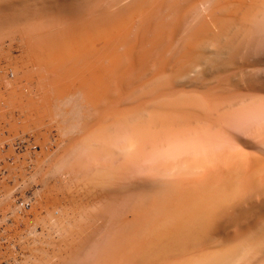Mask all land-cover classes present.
<instances>
[{
    "label": "rangeland",
    "instance_id": "obj_1",
    "mask_svg": "<svg viewBox=\"0 0 264 264\" xmlns=\"http://www.w3.org/2000/svg\"><path fill=\"white\" fill-rule=\"evenodd\" d=\"M108 1L110 0H0V106L2 105L0 107V264L178 263L179 254L176 253H180V250L176 246L174 247L175 249L170 248L171 246L168 243V239H171L174 243V237L177 232L175 228L171 229V224L175 226V224L179 223L180 226V218L174 216V212L179 205L180 196L183 195L185 197H188V195L193 192L191 183L201 185L202 183L206 182L205 180L208 179H221L224 173H226V169H232L233 165L236 166L238 164L237 163L235 165V161H243L247 158L246 160L249 163L248 158L250 157L252 159L250 160L251 162L254 161L253 159L255 158L256 160L259 159L260 161L264 160V2L262 3V1L264 0H259V4L255 3L256 5L258 4V7L256 5V9L252 7L254 11L252 10V8H249L251 10L247 9L246 11H243L242 9V12L239 10L241 8L238 7L237 3V9L234 8V6H232L231 4H227V6L229 5L233 7H226L228 8L227 10H229V12L226 13L227 16L232 17V19L233 17H235L236 19H233L235 22L239 20L238 22H236V26H234V21V23L232 24L237 28L238 23V30L241 28L240 31L235 34V37L237 39L231 38L233 39V43H231V45L234 46H231V48L233 47L234 49L237 47L236 51L235 49L234 52L233 49L231 51L234 54L233 55L231 53V57L234 60L231 59L230 56H228L230 59L227 58L225 61L223 59L222 61L220 60L219 65L221 64L222 66L217 65L214 68L209 69L210 71L208 70L209 72L207 73L205 71L204 74L201 73L200 76L198 75V77L194 76V79L190 81L191 83L184 81H178V83L175 80L171 79V77H166L167 81L164 80L163 83H165L161 84L163 86L156 83L158 84V86L155 85L154 88L155 82L152 83L153 85L148 82V84H150L148 88H150L151 86L153 87L151 88L152 90L150 96L152 94L154 95L151 96V98H149L150 96L148 94L150 91H147L148 96H146L145 92L143 93V90L139 91L137 89L138 87H135L139 93L135 96L138 98H144L145 100L141 101V99L137 98L138 101L136 99V103L142 105L144 104L142 102L146 103L149 100L151 101L150 103L152 104L150 105L152 106H148L147 102L146 108L151 109L154 106L155 108L151 109L153 110L152 115L157 113L155 115V118H152L153 120L150 119V121L154 122L149 123V121L145 120L146 118L144 119L145 124L147 123L146 125L148 126V129H145L146 133H142L143 135L139 136V134L136 133V130H134L135 133H133L132 130L128 132L127 127L123 128L125 127L122 126L123 124H125V122L121 120L123 117L120 118V124L123 122L124 123L119 125L116 123V121H114V123H116L117 125L114 126V123L112 121H109L112 119H110L107 115L105 116L108 118L103 117V114H98L99 116L102 115V117L106 119L102 120V118H100L102 121L100 120L101 122H99V120H97L99 118L96 119V117L94 116L97 121L95 122L94 119H92L93 121H90L91 124L92 122H95L96 124L95 125L93 123L94 125H91L94 126L93 129H90L89 127L90 123L88 122V120L90 119L87 120V123L86 121H83V118L80 120V122L76 121L81 118V115H78V118H76V115V120L75 118L72 119L76 122V126L77 124H80L79 128L76 127L72 121V123L70 122L71 125L68 122L67 127H63V123L60 122V127V124L57 121L56 122L58 124L54 122L55 120L53 118V114L52 119L49 118L51 117L50 115L52 112L50 113L49 110L48 113V109H46V107L42 104L43 102L40 96L41 93L39 92L42 91V89H40V85L43 83H41L40 81H45V78L48 79L51 76L49 74L50 72H48V70L50 71L51 69L45 67L47 69L46 71L44 65L42 67V65L40 64L41 66L39 67H41L43 71L41 69L38 70V63H35L36 59L33 61V56H31L32 52H34L35 48H37V50L40 49H38V43L43 40L42 35L46 36L47 40H44L48 42L52 37H60L61 28L65 29H63L64 31L62 30V33L66 31L65 33L69 34V38H77L75 42L72 40L73 38H71V44L72 42H78V40L81 39L80 33H82L80 32L79 27H82V24H84L86 21L89 22V20L90 23H85L86 25H83L84 28H86V26H88L89 24H92V20L95 19V17H91L92 15H97L96 17L101 16V18L102 16H104L103 18H105L106 13H109L107 12L109 9L108 5H110L112 2L110 1L109 3ZM115 1L116 0H113L112 3H115ZM134 1L135 0H133V2L131 1V4L135 3ZM159 1L160 0H157V3L156 0H154V2H156L158 5ZM168 1L170 2L171 0ZM179 1L181 3V0ZM184 1L185 0H182V4L178 5V8L177 4L179 3L175 4L174 6L176 7V9H178V11L179 9H181L182 11L183 9L181 13L182 16L184 13L185 15H188L189 13L190 16L192 12L198 10L197 9L193 11L191 9L192 12L190 10V8L192 7L195 9V7L198 5V3L195 4V2L199 1V4H201L200 0H193L191 2L190 0H187L190 4L192 3V7L189 6V9H185L183 8L186 6V4H183ZM210 1L211 3L213 1L218 2L217 0H205L202 2H206L209 5ZM236 1L234 0V2ZM246 1H250L249 3H247L250 4L253 1L256 2L257 0ZM231 2H233V0H231ZM138 3H141L146 8H148L147 4L146 6L141 1ZM156 3L152 2L149 6L155 4V7H158ZM173 3L174 2H170L168 6H171V4ZM165 4H167V2ZM112 5L115 6V4ZM138 5L136 4V8ZM142 5L137 9L141 11ZM182 5L184 6L182 7ZM202 5V8L198 5V8L199 10L201 9V12H203L202 9L204 10V6ZM233 5H235V3ZM163 6L164 5H162L161 8ZM247 6L250 7L251 5ZM247 6L246 8H248ZM252 6H254V4ZM133 7H135V4L133 6L129 5V8L132 9ZM155 7L153 6L154 9H152L151 7L149 8L154 11H156V9L157 11L159 10V13L157 11L156 13L160 16L162 13L166 12L165 8H168L164 6L165 8L163 9L165 12H163L162 9ZM174 7L171 8L172 12L174 11L173 13L171 12L173 15L175 14V11L177 12L176 9L174 10ZM260 7L262 8L260 9ZM110 8L111 9L109 10L112 11L113 8ZM146 8H144V10ZM186 8H188V6H186ZM184 9L190 11H186V13L184 12ZM230 9L231 11L233 9L234 12L232 11V14L234 16L231 14ZM248 10L250 14L249 12H247ZM113 11H115V9ZM132 11L133 13L139 12L134 11L133 9ZM170 11L167 12L170 13ZM201 12H195L196 14L194 13L195 16H193L198 17ZM114 13L115 12L111 14L114 15ZM169 13L167 14V16L165 15L166 20L169 19L168 15L170 16V18H172L173 16ZM237 13L240 14L238 15ZM137 14L138 13H136V15ZM176 14L178 15L179 13ZM177 15L174 18L178 24L180 23L181 19L187 16L186 15L185 17L181 18L180 14L178 16ZM242 15L243 17H237ZM251 15L253 16V18ZM191 16L189 17L190 19ZM143 17L146 16L143 15ZM17 18H21L22 21L20 20L19 22ZM161 18H163L162 22L166 21H164V17L161 16ZM208 18L209 15H207L205 20ZM193 19L194 18L192 17L191 20ZM149 20L146 19L147 22H144L147 24L149 23ZM186 20H188L187 17ZM191 20L190 22H187L188 24L185 23L186 21L184 22L185 24H187V27L195 19L192 22ZM168 21H170V24L172 23V20ZM168 21H166L168 24L165 22L167 26L169 25ZM109 22H111V24H114L112 20H110ZM109 22L107 25L110 24ZM67 23H69L67 27H62L66 26ZM184 23L180 24L182 27L177 25L176 23L175 26H179V28L181 27L182 29L180 28L179 30L182 31L186 27L185 25L183 28ZM245 23H247V26L245 25ZM173 24L174 21L170 25V27ZM167 26L164 29H167L169 32L171 31V34L172 31L173 33L178 31L177 28L176 31H174L173 28L172 30H170L168 29L170 27L167 28ZM244 26H246V28ZM108 27H110V25ZM234 27L231 29L227 28L226 31L231 32L232 29H235L233 30L235 32L236 28ZM84 28L82 27L81 31H83ZM230 32L229 34L231 35ZM66 34L64 35V40L62 38L63 34L60 37L62 38L61 41L63 40L62 43L65 42L63 46L66 45V42H68L69 40V38H67L68 40H66ZM171 34L169 33L170 37L172 36ZM232 34L234 35L233 32ZM237 35H239V37H237ZM230 37L229 42L231 40ZM181 39L185 38L181 37ZM44 40L40 43L42 44V47L41 45H39L41 49L47 44L46 42L44 44ZM33 42H36L38 45H34L35 47L32 48L33 51L31 52L29 48L33 46ZM60 44L61 42L57 45ZM45 47H47V45ZM27 51H29L30 53L27 54ZM69 56L71 57L72 54H69ZM29 59H32L31 61L34 63L30 62ZM70 60H72L73 62V58ZM72 62L69 61V63L73 64ZM230 63L232 68L231 66H229ZM71 64L69 65L71 66ZM227 64L230 68L227 66ZM29 65L31 67H29ZM14 66H17L18 68H12ZM26 66H28L30 69ZM227 67L228 71L226 70ZM21 68H24V70L21 71ZM4 69L7 71H5ZM18 70L21 75H19ZM37 71L38 73H36ZM23 74L25 75V78L23 77ZM41 77H43V79H41ZM71 78L72 76L69 80H71ZM146 79L150 80L149 77ZM168 79L171 80L169 81ZM199 79L201 80L199 81ZM137 82H139L138 85H143V83H145H140V80ZM137 82L131 87L134 88V86H137ZM159 83L162 82L160 81ZM171 83L173 84L172 87ZM37 86L39 88H37ZM131 87L129 88L132 89ZM135 88L132 89L133 91L129 89L130 91H132L131 94H133L134 92L136 93L137 90ZM24 91L27 94H24ZM169 91L172 92L170 93ZM16 92L18 93V95H25H23V102L20 101L22 99L14 103L13 101H11L16 99L18 100L19 97L22 98V96L20 95L17 98L12 97L17 96ZM167 92L172 96L169 94L171 96L170 97L168 94H166ZM11 94L13 95L11 96ZM140 94L148 98L146 99ZM135 96L132 95V97L136 98ZM9 97H11L12 99ZM132 97L130 101L133 99ZM152 97H155L156 101L157 99L167 100H163L162 102H160L161 104L158 101L159 104L156 103L155 105V100H152ZM174 97H178L177 101H180L178 103H175L177 101H175ZM181 97L183 98L181 99ZM8 98L11 99L10 102L9 100H7ZM29 98L31 100H29ZM32 99L35 101H33ZM80 100L82 101V99ZM81 101L76 100V102H80L76 103L74 100H72L70 104L68 103V105L70 107L74 106L72 105V102H75L76 105L78 104L77 106H79L80 104L81 106L78 107L79 110L85 104L87 106L89 105L88 101L87 103H85L86 101L84 100V105L82 104L83 102L81 103ZM164 101L167 104H164ZM11 102L12 105L16 104V107L17 104L18 107L19 105H21L19 107V110L18 107L15 109L14 105L13 108L12 105H10ZM34 103H37L35 105L39 106L38 109L36 108ZM134 103L132 101V105L131 102L124 105L121 103L120 104L123 105L121 106V108L127 107L128 111H133V114L131 115L134 116L135 114H140L141 116L144 110L143 112L139 111V106L136 113L134 107H136L137 105L136 103ZM52 104L55 106L54 102ZM86 105L84 107L87 108ZM157 105L159 106L157 107ZM89 106L91 107H88V111L92 108L91 104ZM130 106H133V108H130ZM142 106L141 110L144 108ZM22 107L24 112H20V109H22ZM33 107L35 108V110ZM29 108H33L32 110L34 111H30L31 113L29 114H27L26 112L25 114V110H31ZM43 108H45L46 111H44L45 109ZM74 109H76L75 106ZM156 109L157 112L155 113L154 110ZM151 110L148 111L152 112ZM51 111H53V108ZM91 111L92 110L88 112V116L94 115L93 111ZM33 113L37 115H34ZM103 113L106 112L104 111ZM46 114L49 117H47ZM31 115L33 116L32 118L37 116L36 118H40V120L37 119V121H33L36 118L32 120V118H29ZM128 115L131 116L130 114ZM45 117H47V119ZM42 118L45 121L42 120ZM137 118L138 117H136V119ZM184 118L188 122L185 121ZM50 119L53 121H50ZM136 119L134 120L136 129L138 130V128H142L139 129V131H144L143 126L145 124H143L142 122L143 118H139L140 120H142L141 123L137 121L139 119ZM4 120L7 122H5ZM106 120L108 124L107 122H105ZM81 121H83V123ZM181 123H185V125L188 124V126H185L187 127V130H189L190 127L192 128H190V132L184 129V133L187 132L186 135L182 133L179 135V137H177L180 130L179 128L183 126V124ZM83 124H88V128H86L88 129V131L90 129V133H87V131L84 129L85 127H81ZM98 124L100 126H98ZM64 126H66V124H64ZM103 126L104 128L110 127V129H112L113 131L109 129L111 132L109 130L107 132L106 130L108 128L102 129ZM120 126L122 127L120 128ZM64 128H66L67 131L69 129V132L66 133L65 131H62L64 132L62 134L60 130H65ZM209 128L210 130H212L210 131ZM235 128L240 130L242 134V144H236L233 142L234 131H236ZM121 129H124L123 131L127 130V133H124ZM91 130L92 132L94 131V133H96L95 131L97 130L100 132H97L99 133V135H97L96 133L95 136H101L97 137L98 139H100L99 145L101 146V149L99 148L98 144L94 143L98 142L97 139H94L96 141H94L93 139V141H91V139H88L87 137V139L95 145L94 146L93 144H91L95 148L89 145L93 148V150L99 148V151L98 149L96 150L97 152L95 150L93 152V150L89 148L87 149L88 141L82 139H86V136H89L90 134H93L94 136V133H92ZM115 130L117 132H115ZM206 130L210 131V133H208ZM118 132L121 135L117 136ZM130 133L137 134L139 137L137 135H134L137 139L135 140L133 138L132 140H134V142L128 143L132 141L130 140L127 142V139L132 138V134ZM202 133L203 135L206 133L207 136L206 134L203 136ZM128 134H130L131 137ZM127 136H129V138ZM94 137H92L91 135V138ZM108 137H110V139ZM195 139H197L198 142ZM83 141H86L84 144L86 145V147L82 145V150V148L80 147V149L78 145L80 146L82 143H84ZM77 142L81 143L79 144ZM101 143H104L103 145L105 147L107 146V151H101L103 148L105 149V147H103ZM132 143H134L133 146ZM76 147H78L80 150H78V148ZM71 151L75 152L72 153ZM79 151L85 152V154L79 153V156V154H76ZM70 153H72V155L76 154V157L73 156L71 158ZM231 162L232 165H230ZM177 166H180V169ZM174 167H176V169L178 168L179 170L177 169L178 171H175L176 169ZM173 169L175 173L174 171H171ZM114 170H117L115 175ZM52 175L56 176V178ZM98 176L101 177L102 183L103 179L104 183H106V180L108 182V185L106 187L104 185L103 189L107 188L105 191L102 189L104 183L101 185L100 180H98V183L96 181L95 177ZM231 180L233 182H237L238 179L235 181V178H232ZM79 184H81L82 186ZM189 184L191 186H189ZM262 187H264V182L262 184ZM79 188L81 189V191ZM207 190L205 191L207 192V199H215L211 194L216 192L217 190H220V195H223V186L221 182H219V184H217L212 189L208 191ZM69 198L73 202H69ZM71 210L73 211L72 213ZM77 210L79 212H77ZM4 220L5 222H3ZM168 231H170L172 234H170V232ZM245 232H248L249 234ZM245 232L244 234L249 238L251 236L253 237V234L248 230H246ZM48 233L50 234V237ZM169 234L170 238H168ZM162 236L165 237L164 240H162ZM191 239L192 236L190 237V240ZM260 239L263 240L264 236H262ZM160 241H162V243ZM236 244L240 246L239 243ZM164 245H166L165 249L169 245V247L167 248L168 251L166 253L163 252L167 250L164 249ZM158 246L159 248H156ZM162 247L164 250H161ZM170 249L171 251L173 249L175 251L170 252L172 254H169L168 257H166V254L169 253ZM263 250L264 249L260 250L257 245L251 248L246 245L245 250H241L239 255L241 258H244L243 264H255L256 260H258V264H264V258H262L264 257ZM158 251L160 253L159 256H161V258H159L158 256L159 260H157L158 258L156 257ZM173 252H175L174 255ZM162 253L164 255H162ZM154 256L156 257V259Z\"/></svg>",
    "mask_w": 264,
    "mask_h": 264
},
{
    "label": "bare ground",
    "instance_id": "obj_2",
    "mask_svg": "<svg viewBox=\"0 0 264 264\" xmlns=\"http://www.w3.org/2000/svg\"><path fill=\"white\" fill-rule=\"evenodd\" d=\"M110 1L113 2V0H110ZM110 1H108V2L110 3ZM131 1L133 2V0H118V1L116 0L115 3L111 2L110 5L115 4V6H113V5L112 6L108 5V6H109V9H111L110 7H112L113 10L115 9V11L112 10L113 12H115L114 15L111 14L113 12L111 10H109V9L107 11L109 13H106V15H105L106 17L105 18H103L104 16H102V18H101V16L100 17L99 16L96 17L97 15L96 16L92 15L91 16L92 18L95 17V19H93V20L91 19L93 21V23L91 22L93 25L89 24L90 26L88 25V26H86V28H84V26L87 23H90V20H89V22H87V21L85 22L86 24L85 23L82 24V27L84 28L83 31H81L82 27H79L80 32H82V33H80L81 34L80 35L81 39L78 40V42L76 41V43H74V42H75V40H77V38H75V39L73 37L69 38V34H66L65 33L66 31L62 33V30L64 28H61L60 29L61 30V34L59 32L60 37L63 34L62 38L64 40L65 39L64 35L66 34V36H67L66 40H68L67 38H69L68 42L70 41L69 44H68V42H66L67 44L63 46V44H65V42L62 43L63 40L61 41L62 38H60V37H55V38L52 37L51 39L48 37L51 41L49 40L47 42L46 41L47 40L46 36L41 34L42 37H43V40L46 39V40H44V44L46 42L47 43L46 44L47 47H45L46 45L45 46L43 45L44 46L42 48L43 50L41 49L42 44H40V43L43 42V40H41L40 38H42V37H40L39 39L41 40V42L38 43V44L41 45V47L36 42H33L34 43L33 46L31 48H29L30 51L32 52L33 51L32 48L38 45V49L39 48L40 49L37 50V48H35L34 52H32V54H31V56H33L32 57L33 61L36 59L35 63H38V67L41 66V65L43 67V65H44V68L48 67V69H51L50 71L48 70V72H50L49 74L51 76L48 79H46L44 77L45 81H43V80L40 81L41 83L42 82L43 83L40 85V87H41L40 89H42V91L39 92V93H41L40 96L42 98V102H43L42 104L46 107V109H48V113H49V110H50V113L52 112L51 115H50L51 117H49L46 114L47 117L52 119V114H53V118L55 120L54 122L55 123L58 122L60 124V127H61V123H63L62 124L63 127H67L68 126V122H69L70 125L73 122V124H75V126H76V122L72 120V119H74L76 117V115H77L76 118H78V115H81V118L79 116L80 119L76 120V118H75L76 121L80 122V120L83 118L84 119L83 121H86V123H87L88 119H90V120H88L89 123H90V121H93L92 119H94L95 122L97 120H99V122H101L103 119L105 120L106 118L109 117L112 120H109V119H107V120L112 121L113 123H114V121H116V123L119 124V125H121V124H123L125 122V124H123L122 126H125L123 128L127 127L128 132H130L132 130L133 133H135L134 130H136V133L139 134V136L143 135L142 133H146L145 129H148L147 128L148 126L146 125L147 123L145 124L144 119L146 118L145 120L149 121V123L154 122V121H150V119L153 120L152 118H155V115L157 114L156 113L157 109L154 110L156 114L152 115L153 114V110H151V109H153L155 107L154 106H153V108L148 107V108H151V109H147L146 108L147 105L149 106L150 104H152V103H150L151 101H149V100L147 101L146 100L148 102L147 105H146L147 102L146 103L142 102V103H144V104H142L144 106H142L141 104L139 105L138 103H136L138 101V99H141V101L142 100L145 101L144 98H141V97L138 98V97L135 96L136 94H139L138 90L139 91L143 90V93L145 92L146 96H148V94L150 96V93H151V90H152L151 88H153V87L151 86L150 88H148L150 86V84H148V82L151 83V84L153 82H155L154 83V88H155V85L158 86V84L159 85L164 84L165 82L163 83V81L166 80L167 78H170V77H171V79L175 80L176 82H178V81L190 82V81H192L194 79V76L198 77V75L200 76L201 73L204 74L205 71L207 73V72L210 71L209 69H212L215 66L219 65L220 60L222 61V59H223L225 61L227 58H229L228 56L231 57L233 52H234V49L236 51V48H237L236 47V48L233 49L234 46L231 45V43H233V39H231V38H236L235 34L238 31H240L241 28L238 30V28H239V24L238 23H237L238 27L237 28L234 27V26H236V22H238L239 20L235 22L234 21L236 19L235 17H233V19H234L233 20L232 17L227 16L226 13L229 12V10H227V9L229 7L233 8V7L229 6V5H228L229 6L228 7L227 4H231L236 9H237V5H238V7L241 8V9H239L240 11H242V9H243V11L244 10L246 11L247 9L252 8V7L254 9H256L258 7V4L260 3V2H258L259 0H257L256 2L253 1L254 3L251 1L252 3H250V4H247V3L250 2L249 0H248L249 2H247L246 0H237V1L235 0L236 2H234V0H233V2H231V0H224L225 2L223 0H217L218 2H214L212 0L214 2V4L215 3L216 4L214 5L213 2L211 3V1H210L209 5H208V3H206V2H202V1H205V0H200L201 4H199V1L195 2V4L198 3V5L201 7V5L205 3L204 5H202V6H204L203 7L204 10L202 9L203 12H201L200 11L201 9L199 10V8H198V5L196 6L197 8L195 7V9H194L192 7V3L190 4L189 1L185 0L190 5L187 2L184 1L183 4H186V6H188V8H186V6L183 7L184 5H182L183 8L189 9V6H191L192 8H190V10L192 9L193 11H195V10L198 9L195 12L196 13H198V11L201 12L200 15L198 14L199 15L198 17H194L195 16L194 15L195 12H192V10H191V12H192V14H190V16L192 15L191 19H192V17L195 19V20L193 19L194 20L193 21V20H191L189 18L190 17L189 13H188V15L186 14L187 16L185 15V13L182 16L181 13H182L183 9H182V11H181V9H179V11H178V9H176V7H174L175 4L179 3V4H177V8H178L179 7L178 5L182 4V0H181V3H180L179 0H177L178 2L176 0H174V1L171 0L170 2L171 3L174 2L173 3L174 5L171 4V6L169 5L170 7L168 6V4L170 3L168 0H164L165 3L167 2V4H165L163 0L162 1L160 0L159 1V5L157 4L158 3L157 0H156L157 3L154 2V0L153 1L151 0V2H150V0H138V1L135 0L134 1L135 3H133V4H131ZM140 1L143 2L145 5L146 4L148 5V6L146 5L148 7V8H146L144 5H142L140 3L142 5V7H141V9H142L141 11L142 12L137 9L138 7L141 6L138 3ZM191 1H193V0H190V2ZM219 1H221V2H219ZM149 2H150V4L152 2L156 3V5H158V7H155V4H153L152 6H149L150 5ZM263 2L264 1H262V3ZM234 3H235V5H233ZM236 3H237V5H236ZM255 3H258V4L256 5ZM134 4H135V7H133L132 9L134 11H139L141 13H139V12L133 13L132 9L129 8V5L133 6ZM136 4L137 5L139 4L137 6V8H136ZM253 4H254V6L256 5L257 7L256 6L255 7L252 6ZM162 5H164L165 7H168V8L166 9L164 6L161 8ZM247 5H251V6L248 7ZM153 6L155 8L162 9L163 12L166 11L165 12L166 14L162 13L164 16L160 12L161 16L164 17V18L169 13L167 11H170L171 8H173V7H174V10L175 9L177 10V12L175 11V14L179 13L181 18H183L185 16L187 17L188 20H186V17H185V18H183L184 20L181 19L180 23L178 24L177 21L174 18V17H176L177 14L173 15L172 13L174 11L172 12V10H171L169 14H172L173 15L172 18H174V19L170 18V16L168 15V18H169L168 20H172L171 21L172 23L174 21V24H173L174 26H175V23L177 25L181 26L180 24H183L185 21H186L185 23H187L188 21L190 22V20H191V22L192 21L193 22L191 24H189L188 27H187L188 23L187 24L184 23L183 28H184L185 25H186V27H185V29L180 31L179 29L182 26L180 28H179V26H177V27L175 26V28H174L173 25L170 27V25L172 23L170 24V21L166 20V18H165L164 21L166 20V21L169 22V25L167 26L165 24L166 21L162 22L163 18H161V16L159 14L157 15V13H156L157 9H156V11L152 10V9H154ZM246 6L248 8H246ZM149 7H151L152 9L149 8ZM226 7H228V8H226ZM144 8H146L147 11H146V9L144 10ZM163 8H165V11H164ZM253 8H252V10H253ZM261 8L262 7H260V9ZM168 9H170V10H168ZM185 9H184V12H186V11L189 12L190 11V10H185ZM143 10H144V12H143ZM249 10H251V9H249ZM249 10L247 12H249ZM230 11H231V9H230ZM232 11H233V9H232ZM232 11H231V14H232ZM238 11H236V12H238ZM153 12H155V13H153ZM257 12H258V9H257ZM136 13H138L140 15L137 14L138 15L137 16ZM142 13H146V14H142ZM237 14L239 15L240 13H237ZM249 14H250V12H249ZM143 15H145L146 17H143ZM207 15H209V18L205 20ZM237 17H243V15L242 16H237ZM212 18H213V20H212ZM252 18H253V16H252ZM146 19L149 20L148 21L149 23H147V24L144 22V21H146ZM18 20H19V22H20V20L22 21L21 18L18 19ZM110 20H112L114 24H111V22H109ZM243 20H246V19H243ZM181 21H182V23H181ZM108 22L110 23L109 24L110 27H108L109 25H107ZM232 23H234V26H233ZM68 24L69 23H67L66 26H62V27H67ZM246 24L247 23H245V25ZM111 25H113V26H111ZM165 25L167 26V28L170 27V28H168L170 30H172V28H173V30L176 31V28H177L178 31H176L175 33H173V31H172V34H171V31L169 32L167 29L166 30L164 29L166 27ZM246 26H244V27L246 28ZM233 27L236 28L235 32L233 31L235 29H232L231 32L230 31H226L227 28L231 29ZM166 32H168V33H166ZM226 32H227V34H226ZM229 32L231 33V35L229 34ZM232 32L234 33V35L232 34ZM169 33L172 35L171 37H170ZM48 36H50V35H48ZM230 36H232V37H230ZM181 37L185 38V39H181ZM229 37L231 39L230 42H229ZM237 37H239V35H237ZM71 38H73L72 40L74 41V42H72V44H71ZM58 40L61 42L62 45L61 44L57 45V44L60 43ZM57 41H58V43H57ZM38 42H39V40H38ZM79 42H81V43H79ZM31 44H32V42H31ZM231 46H233V47L231 48ZM232 49H233V52H231ZM27 52H28L27 54L30 53L29 51H27ZM69 54L70 55L72 54V56L70 57ZM31 56H30V58H31ZM28 58H29V56H28ZM69 58L70 59L73 58V62ZM32 59H29L30 62H32L31 61ZM231 59H233V58L231 57ZM69 61L72 62L73 64L69 63ZM32 63H34V62H32ZM69 64H71V66ZM233 65H234V63H233ZM12 66H13V64H12ZM17 66H14L12 68H15ZM219 66H222V65L220 64ZM227 66H228V64H227ZM229 66H231V63H230ZM26 67H28V66H26ZM29 67H31V66L29 65ZM228 67L226 68L227 71H228ZM231 68H232V66H231ZM40 69L42 70L41 67L38 68V70H40ZM215 69H217V68H215ZM223 69H224V67H223ZM23 70H24V68L21 71H23ZM31 70H28V71H31ZM34 70H36V69H34ZM34 70H33V73H34ZM5 71H7V70H5ZM46 71H47V69H46ZM223 71H225V70H223ZM223 71H221V72H223ZM18 73H19V75H21L19 70H18ZM36 73H38V71ZM221 75H222V73H221ZM71 76H72V78H71V80H69ZM18 77H20V76H18ZM23 77L25 78V75ZM148 77L150 78V80L146 79ZM15 78H17V77H15ZM236 78H237V76H236ZM41 79H43V77H41ZM171 79H168V80L170 81ZM196 79H198V78H196ZM131 80H132V82H131ZM139 80H140V83L141 82H145L146 80L147 81L145 83H143V85H140V84L138 85L139 82H137V81H139ZM200 80L201 79H199V81ZM233 80H234V78H233ZM26 81H27V79H26ZM134 81L137 82V86H134V88L138 87L137 88L138 90L135 88L137 90L136 93L134 92L133 94H131L132 91H133L132 89H134L131 86H133V84H136V82H134ZM160 81L162 83H159ZM235 81H236V79H235ZM156 83H158V84H156ZM166 85H167V83H166ZM192 85H194V84H192ZM140 86H142V87H140ZM161 86H163V85H161ZM172 86H173V84L171 85V87ZM129 87H131L132 89H130ZM177 87H179V86H177ZM37 88H39V87L37 86ZM129 89L132 90V91H130ZM146 89H148V90H146ZM147 91L148 92L150 91V92L148 93ZM154 91H155V89H154ZM163 91H165V90H163ZM170 93L167 92L166 94L169 95ZM13 94H11V96ZM24 94H27V93H25V91H24ZM19 95L17 93V96H12V97H16L17 98V97H19ZM23 95H20V96H22V98L19 97L18 100L16 98H15L16 100H11L12 99L11 97H9L11 99L8 98L7 100H9V102L11 100L14 103V102H17L20 99H22L20 101L23 102V98L25 96V95L24 96ZM37 95H39V94H37ZM132 95H134L136 98L132 97ZM140 95H142V94H140ZM153 95L154 94H152L151 96H153ZM151 96L149 98H151ZM162 96H164V95H162ZM131 97L133 99L130 101ZM143 97H145V96H143ZM145 98L147 99L148 97H145ZM167 98H168V96H167ZM174 98H175V101L178 100L177 99L178 97L177 98L174 97ZM179 98H180V96H179ZM182 98L183 97H181V99ZM80 99H82V101ZM136 99H137V101H135ZM29 100H31V99L29 98ZM72 100H74L75 102H76V100L77 101H81V103L84 100L86 101V102L84 101L85 103H87V101H88L89 105L90 104L92 105V108L90 110L93 111L94 115H92V114H90V115H92L93 117L92 116H88L89 115L88 112L90 111V110L88 111V109L91 106H89V105L87 106L85 104L87 106V108H86V107H84L85 105H84V102H83L82 104L84 106H82V108H80V110H79L78 107H80L81 105L79 104V106H77L78 104L76 105L75 102L74 103L72 102V105H74L75 108H76V109H74V106H71L73 108L72 109L68 105V103L70 104V102ZM152 100H155V97ZM160 100L161 99H157V101L155 100L154 101L155 105H156V103L159 104L163 100H167V99H163L161 101ZM170 100H171V98H170ZM33 101H35V100H33ZM132 101H133V103L135 102L136 105H137V106L135 105L136 107H134L135 108L134 110H136L135 111L136 113H137V110H138L139 106H140L139 111L143 112V110H144V112L141 114V116H140V114H138L139 116L137 114H135L134 116L131 115V114H133V111L132 112L128 111L127 107L126 108H121V106H123L126 103L128 104V103L131 102V105H132ZM158 101H159V103H158ZM179 101H177L175 103H178ZM53 102L55 103V106L52 104ZM76 103H80V102H76ZM120 103L123 104V105H121ZM165 103L166 102L164 101V104ZM173 103H174V101H173ZM21 104H23V103H21ZM35 104H37V103H34V105ZM168 104H169V102H168ZM10 105H12V102L10 103ZM13 105H12V107H13ZM15 105H14V107L16 109L18 107V104H17V107ZM20 106L21 105H19V107ZM35 106L38 109L39 106L38 105H35ZM141 106L144 107L142 110H141ZM150 106H152V105H150ZM158 106L159 105H157V107ZM19 107H18V110H19ZM41 108H42V106H41ZM52 108H53V111H51ZM130 108H133V106H130ZM29 109H31V108H29ZM32 109L29 110V111L25 110V114H26V112H27V114H29V113H31L30 111H34L35 110V108H34V110H32ZM43 109H45V108H43ZM46 109L44 111H46ZM148 110H151L152 112H150ZM21 111L24 112L23 107H22V109H20V112ZM104 111L107 114L103 113ZM128 112H130V113H128ZM141 112H138V113H141ZM79 113H82V114H79ZM95 113H96L97 116H99L98 114H103V117H106L105 115H107L108 117L103 118L102 115L97 117L95 115ZM37 114H38V112H37ZM37 114H34V115H37ZM86 114H87V117H86ZM128 114H130L131 116H129ZM44 116H45V114H44ZM94 116L96 117V119L97 118H99V119L96 120ZM32 117L33 116L31 115L29 118H32ZM36 117H34V118H36ZM47 117H45V118L47 119ZM121 117L124 118V120H123V118L121 119L124 122L120 124V118ZM136 117H138L137 119H139V118L141 119V117H142L143 121L140 120V119L137 120ZM34 118H32V120ZM49 118H48V120H49ZM100 118H102V120ZM185 118H184V120H185ZM1 119H3V118H1ZM37 119L40 120V118H36L33 121H37ZM51 119H50V121H53ZM135 119L139 123H141V121H142L143 124H145L144 126H146V127L143 126L144 131L143 130L139 131V129H142V128H138V126H137L138 130L136 129V126L134 125L135 124L134 123ZM42 120H44V119L42 118ZM107 120L105 122H107ZM83 121H81V122L83 123ZM185 121H187V120H185ZM5 122H7V121H5ZM54 122H51V123H54ZM79 122H77V123H79ZM95 122H92V124L93 123L95 124ZM116 123H114V126L116 125ZM64 124H66V126H64ZM88 124H83L81 127H85L84 129L87 131V133L88 132L90 133V129H93L94 126H91L92 124L90 123L89 124L90 129L88 131V129H87L88 128ZM107 124H108V122H107ZM181 124H183V126L182 127L180 126L181 128H179L180 129L179 132L177 131L179 133V134L177 133L178 134L177 137H179L180 134L184 133V129L187 130V127H185V126H188V124L187 125H185V123H181ZM54 125H56V124H54ZM79 125L77 124L76 127L79 128ZM100 125H101V123H100ZM100 125L98 124V126H100ZM122 126H120V128ZM193 126H194V124H193ZM50 127H51V125H50ZM107 128L106 127L104 128V126L102 127V129H107ZM112 128H113V125H112ZM116 128H118V127H116ZM190 128H192V127H190ZM190 128L187 131L190 132ZM64 129L65 130H60V131L61 132L65 131L66 133L69 132V129H68V131H67L66 128H64ZM109 129H110V127L106 131L108 132ZM235 129H236V131H234L233 142L236 143V144H242L243 143L242 134H241L240 130H238L237 128H235ZM98 130L95 131V132L96 133L99 132ZM110 130H112V129H110ZM116 130H115V132L118 131V130L117 131ZM121 130L123 131L124 129H121ZM127 130H125L123 132L127 133L126 132ZM209 130H210V128H209ZM25 131H27V130H25ZM72 131H73V129H72ZM191 131H193V130H191ZM206 131L208 133H210V131H208V130H206ZM91 132H92V130H91ZM100 132H101V129H100ZM115 132H114V134H115ZM28 133H29V131H28ZM63 133L64 132H62V134ZM92 133H94V131ZM96 133H94V136H95ZM99 133H97V135H99ZM186 133L187 132H185L184 134L186 135ZM130 134H132V133H130ZM130 134H128V135L130 136ZM137 134H132V138L131 139H127V142L132 140L133 138L136 140L137 138H135L134 135H137ZM91 135H92V137H94L93 134H90L89 135L90 137L87 135L86 139H84V138H82V139L88 141L87 149L89 148V149L93 150L92 147H94L95 145L91 141H93L94 139H97L98 142H94V143L99 145L100 144V142H99L100 139H98L97 137H101V136H97L96 135L95 136L96 138L95 137L91 138ZM118 135H121V134L118 132L117 136ZM191 135H192V133H191ZM197 135H198V133H197ZM199 135H200V133H199ZM202 135H203V133H202ZM129 136H127V137L129 138ZM206 136H207V134H206ZM87 137H88V139H91V141H89L87 139ZM108 138L110 139V137H108ZM112 138H114V137H112ZM199 138H202V137H199ZM5 140H7V139H5ZM195 140L197 141V139H195ZM35 141H36V138H35ZM94 141H96V140H94ZM83 142L84 143H82L80 146L78 145L79 148L82 145H84L86 141H83ZM104 142H105V140H104ZM131 142H134V140H132V141H130L128 143H131ZM77 143L80 144L81 142H77ZM91 144H93L94 146L91 145ZM103 144L101 143V145H103ZM106 144H107V142H106ZM133 144L134 143H132V146H133ZM89 145H91L92 147L89 146ZM135 145H136V143H135ZM84 146L86 147V145H84ZM78 147H76V148H78ZM103 147H105V146L103 145ZM79 148H78V150L81 149V148L80 149ZM99 148L101 149L100 145H99ZM99 148H96V150L98 149V151H99ZM106 148H107V146L105 147V149L103 148L101 151H103V150L107 151ZM82 150H83V148H82ZM94 150H93V152H94ZM71 152L74 153L75 151H71ZM76 152H77V150H76ZM72 153H70L71 154V158L73 156L76 157V154H79V153H84L85 154V152H81V151H79L78 153H76L74 155H72ZM101 154H104V153H101ZM79 156H80V154H79ZM82 156H84V155H82ZM92 156H93V154H92ZM61 159H63V158H61ZM246 159H244L243 161L242 160H240V161L238 160L237 162L235 161L234 162L235 165L237 163L238 164L236 166L233 165L232 169H230V168L228 170L226 169V171H225L226 173H224V175L221 177V179H215V180L208 179V180H205L206 182L202 183L201 185L200 184L191 183L192 184L191 188H192L193 192H191V194L188 195V197H185L183 195L180 196L178 208L174 212V216H177L178 218H180V226H179V223L175 224V226L173 224H171V226H170L171 229L175 228L177 232H176L175 237H174V243L172 242L171 239L170 240L168 239V243L171 246L170 248H174L176 246L180 250V253L177 250L178 253H176V254H179V260H178V263H175V264H243L244 263L243 262L244 258L242 257L243 258L242 259L239 254H240L241 250L242 251L245 250L246 245H248V247H250V248L255 246V245H257L260 250L264 249V239L263 240L260 239L262 236H264V187H262V184L264 182V163H263L264 160L260 161L259 159L256 160V158H255V159H253L254 161L251 162L250 160H252V159L250 157V158H248V160H249V163H248ZM79 161H80V159H79ZM92 161H93V158H92ZM257 161H259L261 163H259ZM230 165H232V162H231ZM174 168L176 169V167H174ZM178 168L180 169V166ZM114 169H115V167H114ZM177 169L175 171L179 170V169L178 170ZM111 170H113V169H111ZM171 171H174V169L171 170ZM175 171H174V173H175ZM116 172H117V170H114V175H115ZM53 174H55V173H53ZM53 177L56 178V176H53ZM98 177H95L97 183H98V180H100V182H101V177L100 176H98ZM232 178H235V181L238 179L237 180L238 183L237 182H233L231 180ZM60 181H61V179H60ZM102 181L104 183V179ZM105 182L106 183H104V184L101 182V185L103 184L102 189L104 188V185H105V187L108 185L107 180ZM219 182H221V184L223 186V195H220V190H217L216 192L211 194L212 197L215 198V199H207V194H206L207 192H205V191L207 189L208 190L212 189L217 184H219ZM79 185H81V184H79ZM189 186H191V185L189 184ZM106 189H103V190L105 191ZM80 191H81V189H80ZM208 195H210V194H208ZM69 200H70V198H69ZM69 202H73V201L70 200ZM74 207H73V210H74ZM78 209H79V207H78ZM72 212L73 211L71 210V213ZM77 212H79V211L77 210ZM251 217H252V219H251ZM75 218H76V216H75ZM82 220H83V218H82ZM74 221H76V220H74ZM80 221H81V219H80ZM3 222H5V220ZM246 230L251 232L253 234V237L251 236L249 238L248 236H246L244 234V232ZM168 232H170V231H168ZM245 233L249 234L248 232H245ZM170 234H172V233L170 232ZM170 234H169L168 238H170ZM48 235L50 237L49 233H48ZM173 235H174V233H173ZM191 236H192V239L190 240ZM162 237H163L162 240H164L165 237L164 236H162ZM171 237H173V236H171ZM44 240H45V238H44ZM159 240H161V239H159ZM160 242L162 243V241H160ZM236 243H239L240 246H238V244H236ZM158 244H160V243H158ZM154 246H153V248H154ZM159 246L156 247V248H159ZM165 247H166V245H164V249H165ZM168 247H169V245H168ZM164 249L162 247L161 250H164ZM174 249L172 251H175ZM161 250H159V251H161ZM159 251L157 252L158 253L157 256H156L157 258H158L159 254H160ZM167 251H168V249L166 251H163V252L166 253ZM172 251L170 249L169 253L166 254V257H168L169 254H172V253H170ZM174 253L175 252H173V255H174ZM162 255H164V254L162 253ZM156 257H155V259H156ZM159 258H161V256H159ZM159 258L157 260H159ZM262 258H264V257H262ZM263 260H262V262H263ZM257 261L258 260H256V263L258 264Z\"/></svg>",
    "mask_w": 264,
    "mask_h": 264
},
{
    "label": "built area",
    "instance_id": "obj_3",
    "mask_svg": "<svg viewBox=\"0 0 264 264\" xmlns=\"http://www.w3.org/2000/svg\"><path fill=\"white\" fill-rule=\"evenodd\" d=\"M25 206V205H24Z\"/></svg>",
    "mask_w": 264,
    "mask_h": 264
}]
</instances>
